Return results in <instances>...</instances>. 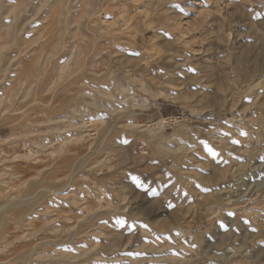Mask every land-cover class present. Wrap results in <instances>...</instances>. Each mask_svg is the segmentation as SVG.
<instances>
[{
  "label": "rangeland",
  "instance_id": "rangeland-1",
  "mask_svg": "<svg viewBox=\"0 0 264 264\" xmlns=\"http://www.w3.org/2000/svg\"><path fill=\"white\" fill-rule=\"evenodd\" d=\"M0 264H264V0H0Z\"/></svg>",
  "mask_w": 264,
  "mask_h": 264
},
{
  "label": "bare ground",
  "instance_id": "bare-ground-1",
  "mask_svg": "<svg viewBox=\"0 0 264 264\" xmlns=\"http://www.w3.org/2000/svg\"><path fill=\"white\" fill-rule=\"evenodd\" d=\"M48 112H49V111H48ZM3 235H4V234H3ZM3 237H4V236H3ZM6 240H7V239H6ZM2 242H3V241H2ZM2 247H3V246H2ZM23 247H24V246H23ZM36 248H37V247H36ZM4 249H5V248H4ZM18 253H19V252H18ZM5 255H6V254H5ZM31 258H32V257H31ZM36 258H37V259H39L40 257H39V258H38V257H36ZM2 260H3V259H2Z\"/></svg>",
  "mask_w": 264,
  "mask_h": 264
}]
</instances>
